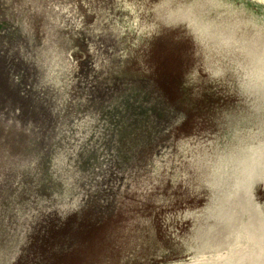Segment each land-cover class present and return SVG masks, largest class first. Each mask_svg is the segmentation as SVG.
Wrapping results in <instances>:
<instances>
[{
	"label": "rangeland",
	"instance_id": "obj_1",
	"mask_svg": "<svg viewBox=\"0 0 264 264\" xmlns=\"http://www.w3.org/2000/svg\"><path fill=\"white\" fill-rule=\"evenodd\" d=\"M158 7L0 0V264H231L247 247L239 193L210 201L192 171L228 101L187 41L156 35Z\"/></svg>",
	"mask_w": 264,
	"mask_h": 264
},
{
	"label": "clouds",
	"instance_id": "obj_2",
	"mask_svg": "<svg viewBox=\"0 0 264 264\" xmlns=\"http://www.w3.org/2000/svg\"><path fill=\"white\" fill-rule=\"evenodd\" d=\"M152 3L159 5L152 13L159 27L156 35L175 32L187 41L192 59L202 63V72L207 61L209 70L203 75L208 83L219 88L228 101L208 117L220 133L219 150L211 154V164L206 163L208 158L194 160L192 171L210 201H227L230 193H239L233 201L239 214L234 227L246 232L251 240L243 241L247 247L239 250L231 264H264V199L258 196L264 190V3ZM217 161L222 165L219 173L215 171ZM224 228L227 234L233 225Z\"/></svg>",
	"mask_w": 264,
	"mask_h": 264
}]
</instances>
